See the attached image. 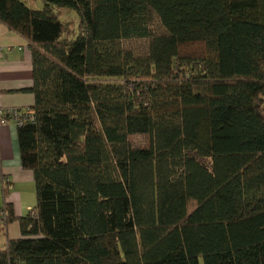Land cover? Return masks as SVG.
<instances>
[{"label":"trees","instance_id":"16d2710c","mask_svg":"<svg viewBox=\"0 0 264 264\" xmlns=\"http://www.w3.org/2000/svg\"><path fill=\"white\" fill-rule=\"evenodd\" d=\"M40 1L0 0L36 200L0 264H264V0Z\"/></svg>","mask_w":264,"mask_h":264},{"label":"crops","instance_id":"0c3cea01","mask_svg":"<svg viewBox=\"0 0 264 264\" xmlns=\"http://www.w3.org/2000/svg\"><path fill=\"white\" fill-rule=\"evenodd\" d=\"M0 47L9 50L0 59V111L26 112L34 105L29 91L33 83L28 44L0 24ZM35 202L33 174L21 168L17 126L8 119L0 125V207H11L16 219L6 224L0 222V250L9 240L20 237L17 219L33 209Z\"/></svg>","mask_w":264,"mask_h":264},{"label":"rangeland","instance_id":"374dc122","mask_svg":"<svg viewBox=\"0 0 264 264\" xmlns=\"http://www.w3.org/2000/svg\"><path fill=\"white\" fill-rule=\"evenodd\" d=\"M27 5L33 7L35 10H41L43 7V4L40 0H33V2H27ZM58 18L64 26V33L66 34L65 37L68 35V38H70L71 40L75 39L79 33V20L77 14L72 10L62 9L59 13ZM140 47L141 45L135 46L136 49H140ZM143 144L144 142L142 143V145ZM1 217L4 218V216Z\"/></svg>","mask_w":264,"mask_h":264},{"label":"built area","instance_id":"2783aa9c","mask_svg":"<svg viewBox=\"0 0 264 264\" xmlns=\"http://www.w3.org/2000/svg\"><path fill=\"white\" fill-rule=\"evenodd\" d=\"M8 51H9L8 49H4V48L0 47V59H2L4 54ZM6 117H8L16 125L21 124L20 117H22V116H21L20 112H18L16 110L0 111V125L6 124ZM30 121H31V117L28 116V122H30ZM0 215L3 216V214H0Z\"/></svg>","mask_w":264,"mask_h":264},{"label":"clouds","instance_id":"9594fccd","mask_svg":"<svg viewBox=\"0 0 264 264\" xmlns=\"http://www.w3.org/2000/svg\"><path fill=\"white\" fill-rule=\"evenodd\" d=\"M16 111H20V110H18V109H15ZM5 111V110H4ZM9 118L8 117H6V122H7V120H8ZM10 120V119H9ZM15 124V123H14ZM16 125V124H15ZM17 127H18V125H16ZM5 223V222H4Z\"/></svg>","mask_w":264,"mask_h":264}]
</instances>
